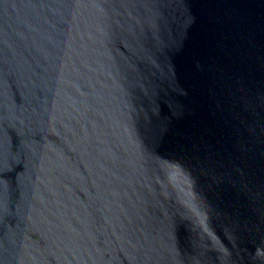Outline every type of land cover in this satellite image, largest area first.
Segmentation results:
<instances>
[{
	"label": "water",
	"instance_id": "1",
	"mask_svg": "<svg viewBox=\"0 0 264 264\" xmlns=\"http://www.w3.org/2000/svg\"><path fill=\"white\" fill-rule=\"evenodd\" d=\"M0 264H264V0H0Z\"/></svg>",
	"mask_w": 264,
	"mask_h": 264
}]
</instances>
